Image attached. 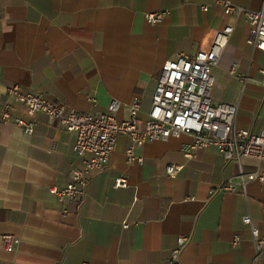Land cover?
Returning <instances> with one entry per match:
<instances>
[{"label": "crops", "instance_id": "1", "mask_svg": "<svg viewBox=\"0 0 264 264\" xmlns=\"http://www.w3.org/2000/svg\"><path fill=\"white\" fill-rule=\"evenodd\" d=\"M231 1L264 10V0ZM158 11H166L159 23L145 21ZM226 24L235 28L213 71L211 100L234 104L236 124L259 132L264 51L246 42L244 17L235 22L211 0H0V109L8 103L11 118L28 119L6 94L18 84L77 113L104 112L116 99L119 120L137 99L145 120L164 61L207 47ZM34 119L31 135L10 119L0 123V235L13 236L10 250L0 239V264H169L178 236L187 238L181 264H264V248L256 258L242 221L249 215L264 233V181L209 194L240 169H258L255 159L226 161L214 146L193 150L181 134L145 142L133 151L141 160L129 162V139L119 135L83 202H59L53 189L81 159L60 124L42 113ZM169 164L183 168L172 178ZM118 177L127 187H114Z\"/></svg>", "mask_w": 264, "mask_h": 264}, {"label": "built area", "instance_id": "2", "mask_svg": "<svg viewBox=\"0 0 264 264\" xmlns=\"http://www.w3.org/2000/svg\"><path fill=\"white\" fill-rule=\"evenodd\" d=\"M211 1L222 7L225 16H233L235 22L244 17L248 25L246 42L264 51V10L246 9L231 0ZM203 9L206 10V7L203 6ZM165 14L166 11L149 12L144 18L149 24L155 25ZM234 28V24H226L215 31L207 47L199 48L192 55L180 52L172 59L164 61L148 118L145 120L137 117V99L127 106V118L119 120L116 112L122 103L116 99L109 103L104 112L77 113L67 110L63 104L54 102L44 94L23 90L18 84H10L6 87L8 98L24 107L28 119L11 118L10 104L6 103L0 109V123L10 119L24 133L31 135L35 126L34 116L42 113L72 135V151L81 159V164L71 169L69 181L63 188L53 189L59 202H83L91 175L108 166L116 137L119 135H125L129 139L126 150L129 162L141 160L133 155V151L145 142L166 140L181 134L191 137L193 150L214 146L226 161L240 162L244 157L253 158L260 164L258 169L250 172L240 169L237 175L210 189L209 194L235 191L239 186L245 189V185L251 181H264V124L259 132L242 128L236 124L237 107L234 104L213 103L211 100L213 71L219 66ZM182 168V165L169 164L165 167V173L173 178ZM113 184L117 188L127 187V180L118 177ZM242 221L250 227L258 258L264 248V233L252 225L249 215H245ZM124 225L127 226L126 223ZM0 239L8 250L12 248V235H0ZM238 241L239 238L236 237L231 244L236 245ZM186 242L185 236L176 238V244L169 253V264H181V254Z\"/></svg>", "mask_w": 264, "mask_h": 264}]
</instances>
